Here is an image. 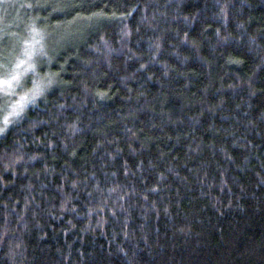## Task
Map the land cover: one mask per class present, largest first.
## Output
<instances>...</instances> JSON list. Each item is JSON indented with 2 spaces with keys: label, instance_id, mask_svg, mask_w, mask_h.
Wrapping results in <instances>:
<instances>
[{
  "label": "trees",
  "instance_id": "obj_1",
  "mask_svg": "<svg viewBox=\"0 0 264 264\" xmlns=\"http://www.w3.org/2000/svg\"><path fill=\"white\" fill-rule=\"evenodd\" d=\"M9 1L1 39L59 35L0 135V264H264V0Z\"/></svg>",
  "mask_w": 264,
  "mask_h": 264
},
{
  "label": "rangeland",
  "instance_id": "obj_2",
  "mask_svg": "<svg viewBox=\"0 0 264 264\" xmlns=\"http://www.w3.org/2000/svg\"><path fill=\"white\" fill-rule=\"evenodd\" d=\"M13 5V1L0 0V15L4 17L5 12H10ZM7 12L6 14H8ZM5 22L9 25L4 18L0 17V26H3ZM57 35H59L57 32L43 31L37 37L34 34L30 37H25L20 43H18L20 38L14 32H9L5 39L0 38V48L4 46L5 42L9 44L5 45L2 50L0 49V79L8 78L4 75L5 72L9 75L16 72L19 73V79L12 82L7 93L0 87V135L6 130L8 125L16 123L25 114L26 108L35 103V100L40 97L44 86L40 84L39 77L36 74L40 72L39 66L50 59L52 50H48V48L51 49L50 45L54 44L55 41L53 40L57 39ZM12 47L15 49L11 50ZM47 52L49 53L47 54ZM10 53L12 56L11 60ZM41 54L45 55L42 57ZM21 59L25 63L17 69L16 64ZM47 63H50V61ZM21 96H26V99L23 101L22 107L16 110L18 114L9 116V121L5 124L4 116L12 111V105Z\"/></svg>",
  "mask_w": 264,
  "mask_h": 264
},
{
  "label": "snow or ice",
  "instance_id": "obj_3",
  "mask_svg": "<svg viewBox=\"0 0 264 264\" xmlns=\"http://www.w3.org/2000/svg\"><path fill=\"white\" fill-rule=\"evenodd\" d=\"M30 55V53H29ZM24 60H19L18 63L16 64V68L18 69L22 64H24ZM31 67V65H30ZM5 76L8 78L6 79H0V87L3 88L5 93H7L8 89L10 88L11 84L13 81H16L19 79V73L16 72L15 74L9 75L7 72L4 73ZM26 99V96H21L18 101L15 102V104L12 105V111L9 112L7 115L4 116V123L7 124L9 121V116H12L17 113V109L22 107L23 101Z\"/></svg>",
  "mask_w": 264,
  "mask_h": 264
},
{
  "label": "bare ground",
  "instance_id": "obj_4",
  "mask_svg": "<svg viewBox=\"0 0 264 264\" xmlns=\"http://www.w3.org/2000/svg\"><path fill=\"white\" fill-rule=\"evenodd\" d=\"M2 77H3V75H2ZM36 101V100H35Z\"/></svg>",
  "mask_w": 264,
  "mask_h": 264
}]
</instances>
